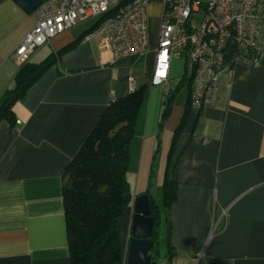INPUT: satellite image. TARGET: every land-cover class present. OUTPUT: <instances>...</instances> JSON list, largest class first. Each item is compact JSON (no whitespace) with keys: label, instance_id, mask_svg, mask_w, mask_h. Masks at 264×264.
I'll use <instances>...</instances> for the list:
<instances>
[{"label":"crops","instance_id":"0c3cea01","mask_svg":"<svg viewBox=\"0 0 264 264\" xmlns=\"http://www.w3.org/2000/svg\"><path fill=\"white\" fill-rule=\"evenodd\" d=\"M96 23L79 22L37 47L31 63L80 38L13 103V123L0 119V264H69L61 175L109 101L128 93L130 75L145 90L129 142L132 198L117 223L121 264L132 200L146 191L163 226L158 264H264V55L229 61L215 103L193 109L182 79L168 88L171 69L168 84L151 85L155 35L139 63H111L103 34L84 38ZM33 25V13L0 0V97L17 71L13 52ZM167 170L176 191L165 207Z\"/></svg>","mask_w":264,"mask_h":264},{"label":"built area","instance_id":"2783aa9c","mask_svg":"<svg viewBox=\"0 0 264 264\" xmlns=\"http://www.w3.org/2000/svg\"><path fill=\"white\" fill-rule=\"evenodd\" d=\"M153 0H42L34 25L13 52L18 68L33 51L79 22L96 19L84 38L103 34L111 63L137 64L148 52L146 8ZM162 4L153 49L151 85L168 84L172 60H181L189 80V105H213L228 62L251 63L264 55V0H157ZM128 92L139 81L128 76ZM17 124H19L17 122ZM224 213V212H223Z\"/></svg>","mask_w":264,"mask_h":264},{"label":"trees","instance_id":"16d2710c","mask_svg":"<svg viewBox=\"0 0 264 264\" xmlns=\"http://www.w3.org/2000/svg\"><path fill=\"white\" fill-rule=\"evenodd\" d=\"M79 39L50 53L39 63L28 61L17 68L12 86L0 97V119L13 123V103L23 98L40 76ZM181 81L189 84L186 78ZM144 90L145 85L140 83L135 91L112 98L63 170L62 200L69 264H121L117 223L132 198L127 179L129 142ZM174 93L167 95L161 103L158 130L170 111ZM162 190L163 204L168 207L175 200L176 191L174 175L168 170L164 174ZM146 193L154 218V246L150 250L149 264H158L160 216L151 195L148 191ZM167 255L170 258L168 244Z\"/></svg>","mask_w":264,"mask_h":264},{"label":"water","instance_id":"95a60500","mask_svg":"<svg viewBox=\"0 0 264 264\" xmlns=\"http://www.w3.org/2000/svg\"><path fill=\"white\" fill-rule=\"evenodd\" d=\"M25 13L31 14L42 0H11ZM132 218L124 264H149L150 250L154 246V218L150 199L146 192L132 200Z\"/></svg>","mask_w":264,"mask_h":264},{"label":"rangeland","instance_id":"374dc122","mask_svg":"<svg viewBox=\"0 0 264 264\" xmlns=\"http://www.w3.org/2000/svg\"><path fill=\"white\" fill-rule=\"evenodd\" d=\"M161 10H162V4L157 0L150 1V3L147 5L146 15H147V23H148V29H149V37L151 39L154 37L155 32L157 30ZM183 69H184V66H183V62L181 60H178V61L172 63L171 72H172L173 77H172V80L170 81V83L168 85V88L173 89L175 84L180 79H182V74L184 71ZM183 91H184V89L181 90V94L184 93ZM129 179H130V177H129ZM158 228H159V239H162L164 236L162 234L163 233L162 221H160ZM158 248H159V251L160 250L163 251V249L161 248L160 241L158 244Z\"/></svg>","mask_w":264,"mask_h":264}]
</instances>
